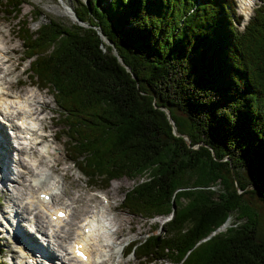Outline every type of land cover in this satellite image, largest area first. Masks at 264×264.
<instances>
[{
    "label": "trees",
    "instance_id": "16d2710c",
    "mask_svg": "<svg viewBox=\"0 0 264 264\" xmlns=\"http://www.w3.org/2000/svg\"><path fill=\"white\" fill-rule=\"evenodd\" d=\"M22 3L0 10L18 20L28 78L53 97L69 161L88 186L134 181L122 211L167 218L125 253L264 264L244 199L264 201V1L243 30L233 0H75L79 23L49 17L34 31L29 20L45 15L20 18Z\"/></svg>",
    "mask_w": 264,
    "mask_h": 264
},
{
    "label": "rangeland",
    "instance_id": "374dc122",
    "mask_svg": "<svg viewBox=\"0 0 264 264\" xmlns=\"http://www.w3.org/2000/svg\"><path fill=\"white\" fill-rule=\"evenodd\" d=\"M25 1L26 3L21 4L22 12L20 18H22V16L24 15L30 14V11L33 9V7L39 8L45 15V17L39 20L38 22H33L32 20H29L30 23L29 28L31 31L36 30L39 27V25L45 23L47 21V18L49 17L65 24H72L78 22L77 18L75 17L72 11V8L75 6V0H25ZM236 1H237L238 13L244 15V24H245L249 19V17L253 14L254 8L250 9L248 12L245 13L243 6L240 3V0H236ZM257 1L258 2L256 4H259L261 0L260 1L257 0ZM17 23L18 20L15 19L13 16L10 15L7 16L6 14H3L0 11V29L5 32L6 39L11 41L8 47L17 48L16 52L11 51V52L1 53L2 56L0 62V68H1L0 77L3 78L2 91L3 90L5 91V97L7 96V98L11 96L12 97L15 96V93L17 96L27 95V97H29V93L33 91L35 92V96H36L35 100H39V102H37L38 104H36V107L39 108L38 105L40 103L42 104L46 102L48 104V109L50 111L49 110L44 111L40 115V118L46 116L44 117V120H42V122H44L42 124L47 128L46 130L47 138L45 139L46 143L44 144H53V147L55 148V152H54L55 154L50 155L47 158L45 156V159L40 158L39 160L42 161L43 169H45L48 172L47 175L49 182H47L46 185L49 188H53L52 192L54 194L53 197L54 200L52 201V203L48 205L49 207L48 206L45 208L38 207V205L35 203V198H37V194H38L37 191L38 187L35 184H32V190H31V188L28 186L30 184L29 182L30 175L24 174L25 179L20 181V178H17L16 179L17 182L15 183L16 177L15 175H13L11 171L9 172L8 175V172L6 173L5 170L6 176L8 175V177H6L5 179H2V173H0L1 262L2 264H34V263L54 264V262L52 261H55V263L57 264L56 260H52V261L46 260L42 258L37 252H34L33 254L30 255L32 259L25 258V262H24V260L22 259L23 258L22 254L17 252L19 251V248H17V246L19 247V243L14 239V235H13L15 228L14 227L15 221L13 220L14 209L10 207L12 206L17 207L15 204L24 201L31 204L33 208H36L34 213H36L37 211L43 215V221L46 222L49 235L53 232H58L62 236L63 233H65L66 236V231L64 232V230L67 229L68 227H71V231H70V233L72 234L70 235L71 239L67 240L66 246L72 241V238L74 237L77 231L82 232L81 229L82 225H80L82 219L84 220L85 217L87 216L90 217L91 216L90 212L95 210L94 208H96L97 206H99V208L100 207L103 208L104 210H102L103 213L101 214V218L107 221L106 223L107 230L105 231V233H103V239L104 240L106 239V241L104 242L106 246L105 245L104 246L105 248L108 249L112 257L109 259V261H107L106 256L97 258L98 261L97 259H95V261L98 264H101L103 262H105L106 264H133V262H135L134 264H137L139 261L135 259L133 256L121 258L120 257L121 248H123L124 245H126L130 241H137L139 239L146 237L148 234L151 233L152 227L155 224V222L162 224L167 220V218L164 219L158 218L155 221H146L140 217H133L127 214L126 212L121 211L120 204L123 200L125 191L130 190L134 186L135 184L134 181L128 179L112 181L107 189L97 192L96 191L97 188L89 187L86 184L85 178L76 170V168L71 163L67 161V157L62 145L64 138L60 142L56 140H52L53 137L57 136L56 134H58L59 136V127L58 125L54 124V120L55 123L58 120V114H56V106L52 96L48 93L47 90L39 91L35 87H32V84L30 87L28 85L30 83V80L28 79L27 71L29 64L31 63V60L23 58L24 48L22 47L19 39L16 38ZM1 48H3L2 40H0V49ZM7 59L9 60L8 62L6 61ZM17 79L23 81L24 84L22 85L20 81ZM30 101H32V99ZM42 107H43L42 109H45L44 106ZM6 129L7 128H4V131L7 134ZM7 135L9 136V134ZM9 139L12 141L13 144L15 143L14 145L16 146L18 145V143H16L17 141L15 138L9 136ZM40 150L41 149L39 147V151ZM33 152H34L33 158L34 160H37V158L40 157L38 155L41 154L40 153L41 151L39 152L40 154L38 153V151H36V149ZM9 157L11 161L16 160L15 161L16 163L14 165L15 169L21 171L19 165H17L18 159L21 158L24 161L25 159H27V157L23 155L17 157L12 152L9 153ZM1 162L2 161L0 160V165ZM9 181H11L12 183ZM53 184L56 185L57 187L54 188ZM13 185L14 188H12ZM8 190H10V192H12L14 195L16 193V195L20 197V201H15V199H11L12 196H10L9 194L10 192L8 193ZM105 196L109 199H106ZM77 197H79L80 200L78 199L77 201L76 200ZM41 199L42 198H40V200ZM244 199L249 203H251L253 211H256L258 215V228H257L258 239L264 242V201H262L261 198L257 195H246L244 196ZM60 207L68 208V212L71 217V218L69 217L70 219H68L69 222L73 219L71 215L75 214L76 210L78 212L80 211L81 212L80 214L82 215H80L77 219L72 220L71 224L63 225L61 228L58 229L50 224V220L51 219L53 220L54 218H56V216L50 217L49 214L52 213L54 209ZM32 216L33 215H30L29 218L31 219ZM26 218L28 219L27 216ZM21 221L25 222L23 229H25L24 231L26 233L30 234L31 233L30 229L34 231L33 227L36 224V220H34V224H32L31 228L25 226L28 221L26 220H21ZM229 224L230 221L229 223L227 222L220 231L221 232L225 231V229L230 226ZM34 236L33 238H35V241L37 238V241L39 243L41 241L43 243L45 238V242L43 244L47 243L48 241L54 240L52 238L50 239L44 236L41 237L40 234L37 233H35ZM50 243L52 244V242ZM164 264H168V263L164 262Z\"/></svg>",
    "mask_w": 264,
    "mask_h": 264
},
{
    "label": "bare ground",
    "instance_id": "6f19581e",
    "mask_svg": "<svg viewBox=\"0 0 264 264\" xmlns=\"http://www.w3.org/2000/svg\"><path fill=\"white\" fill-rule=\"evenodd\" d=\"M252 1L253 0H240V3L242 4L245 12L249 11V6L252 4ZM0 40H2V43H3V48H1L2 50L0 49V53L11 52V51L16 52L17 48L8 47L10 45L11 41L6 39L5 32L1 29H0ZM6 61L8 62L9 60L7 59ZM10 61H11V59H10ZM0 71H1V68H0ZM17 80H19L22 85L24 84V82L21 81L20 79H17ZM2 84H3V78L0 77V120H1V122H0V160L2 161L1 165H0V171L2 173V179H5L6 177H8L10 171L16 177L15 183L17 182L16 181L17 178H20V181L25 179L24 174L30 175V181L29 182L30 183L35 182V183H38L40 185V191L37 194L38 199L35 201V203L38 204L39 206H45L48 202L40 201L39 196L41 194L49 195L51 193V188H49L43 184L44 180L48 179V175H47L48 172L45 169H43L42 161L39 160L40 158L45 159V155L39 153L40 152L39 147H49V145H51V144H44V143H46L45 139L47 138V135H46L47 128L42 124V123H44V122H42V120H44V117H46V116H44V117L41 116L42 118H40V115L44 111L49 110L48 104L46 102H44V103H42V104L40 103L38 105L39 108L36 107V104H38L37 102H39V100H35L36 96H35V92H33V91H31L32 93L30 92L31 94L29 93V97H27V95L17 96L15 93L16 97H14V101H12V100H10L13 98L12 96H11L12 98L11 97L7 98V96L5 97V91L4 90H3L4 92L2 91ZM28 85L30 87L31 83H29ZM31 99H32V101H30ZM42 106H44L45 109H42L43 108ZM16 117H19V120L22 122V124H25V121L29 120L32 122L33 126L37 127L36 129L32 130V134L34 135V143L28 149L21 147L20 144H18L17 146L14 145L15 143L14 144L12 143V141L9 139V136L4 131V128L9 129V133L11 132L12 129H18V130L20 129L18 124L15 123ZM54 124H56L55 120H54ZM25 135H29V133H25ZM55 139H56V136L52 138V140H55ZM35 149L40 154V155H38L40 157H38L37 160H34V158H33L34 157L33 151ZM10 152L15 154L17 157L20 155L27 157V159H25L24 161L21 158L18 159L17 165H19V168L21 169V171L15 169L14 165L16 163L15 162L16 160L15 161L10 160V157H9ZM51 159H52V157H51ZM27 162L31 163V164H28ZM3 168H4V170H3ZM5 170H6V173L8 172L7 176H6ZM9 182H11V181H9ZM12 188H14V185ZM9 192H10V190H8V193ZM9 194H10V196H12L11 199H15V201H20V197L17 196L16 193L14 195L12 192H10ZM28 198H30V197H28ZM78 199H79V197H77L76 200L78 201ZM51 201H53V200L51 199ZM15 205L17 207H15V206L10 207V208L14 209V215L13 216H14V219L16 220V229H15L14 235H15L16 239L23 244L24 248H26L27 251L35 250L38 253L42 254V256H44L48 260H51V261L56 260L57 264H94L93 263V257H97L99 254L98 249L95 247L97 238L95 239L93 237L94 233L97 231L95 228V220H93V219L88 220V219H86V217L84 220L81 218L82 222L80 223V225H82V228H81L82 232L77 231L75 233L74 237L72 238L73 242L71 245L81 244L83 246V250H84L85 254L87 255V261L81 262L79 259H77L75 257V254L69 250V248L67 247L68 245L66 246L67 240L71 239L70 238V235H72L70 233L71 227H68L67 229L64 230V232L66 231V236H65V233H63V236H62L58 232H53L49 235L48 227L46 226V222L43 221V215L37 211H36V213H34L36 208H33L31 204L24 202V201H22L21 203L15 204ZM97 207H99V206H97ZM60 211H64V209H62V208L54 209L53 212L50 214V216L57 215V213ZM65 211L67 212V216L65 217V219L64 220L57 219L55 222L52 221L53 225H57V226L63 225V224L69 225V224H71L72 220L77 219L80 215H82V214H80L81 213L80 211L78 212L76 210L75 214L71 215L73 219L69 222L68 219H70L71 217L69 218V213L67 211V208L65 209ZM102 213H103V211L101 212V214ZM30 215H33L31 219L29 218ZM26 216L28 217V219L26 218ZM21 220L28 221L27 224H29V225L26 224L25 226L30 227V228H31L32 224H34V220H36V224L33 227L34 231H32L30 229L32 234L26 233L24 231L25 229H23V228H24L25 222L24 221L22 222ZM106 227H107V224H106ZM21 229H22V231H21ZM85 229H88L87 234H85V232H84ZM35 233L40 234L41 237L44 236L46 238L48 237V238H50V239L52 238L54 240L48 241L47 243L43 244L45 242V238H44V242L42 243V241H41L39 243V242L35 241V238H33ZM36 240H37V238H36ZM105 241H106V239H105ZM50 242H52V244ZM102 246L104 247V245H102ZM17 248H19V247L17 246ZM28 258H30V256H28ZM23 260L25 262V259H23ZM32 261H34V260H32ZM97 261H98V259H97ZM52 262H54V264H56L55 261H52Z\"/></svg>",
    "mask_w": 264,
    "mask_h": 264
},
{
    "label": "water",
    "instance_id": "95a60500",
    "mask_svg": "<svg viewBox=\"0 0 264 264\" xmlns=\"http://www.w3.org/2000/svg\"><path fill=\"white\" fill-rule=\"evenodd\" d=\"M166 114H167L168 120L171 121L169 112L166 111ZM217 231H220V228H218ZM212 235H214V233Z\"/></svg>",
    "mask_w": 264,
    "mask_h": 264
},
{
    "label": "snow or ice",
    "instance_id": "6c2138e0",
    "mask_svg": "<svg viewBox=\"0 0 264 264\" xmlns=\"http://www.w3.org/2000/svg\"><path fill=\"white\" fill-rule=\"evenodd\" d=\"M82 255V254H81Z\"/></svg>",
    "mask_w": 264,
    "mask_h": 264
}]
</instances>
